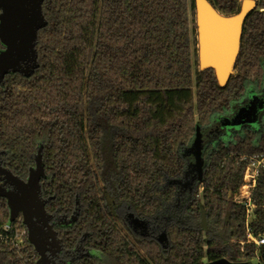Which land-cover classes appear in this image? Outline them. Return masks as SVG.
<instances>
[{"label": "trees", "instance_id": "1", "mask_svg": "<svg viewBox=\"0 0 264 264\" xmlns=\"http://www.w3.org/2000/svg\"><path fill=\"white\" fill-rule=\"evenodd\" d=\"M207 1L233 16L242 0ZM255 1L236 74L221 89L212 71L193 67V0H44L38 69L0 86V163L26 181L42 147L46 212L78 214L73 229L59 230L64 251L82 245L95 253L70 264H264V246H240L246 213L234 203L250 160L264 156V121L259 131L244 129L204 150L202 191L184 213L200 223L205 216L210 229L167 222L163 247L137 238L117 213L119 204L153 221L171 209L178 190L168 183L184 178L183 150L196 129L210 127L249 90L263 92L264 0ZM109 191L115 199L107 207ZM253 203L252 234L264 237V169ZM8 222L0 199V264H37L26 237L16 242L21 222L3 232Z\"/></svg>", "mask_w": 264, "mask_h": 264}, {"label": "water", "instance_id": "2", "mask_svg": "<svg viewBox=\"0 0 264 264\" xmlns=\"http://www.w3.org/2000/svg\"><path fill=\"white\" fill-rule=\"evenodd\" d=\"M44 0H0V86L8 76L20 75L29 79L38 69L36 51L38 33L47 23L43 16ZM195 31L197 41L198 72L212 71L219 88L227 87L235 76V68L241 51L243 27L246 19L257 9L255 0H242L239 11L233 16L218 13L207 0H193ZM249 91L250 103L244 104L234 113L232 119L220 121L223 130L238 133L243 128L260 130V119L264 114V89L262 96ZM203 141L201 129L190 148L184 151V157H193L194 163L187 175L192 174V183H201L204 175ZM42 147L35 157V167L29 172L26 181L15 177L0 163V199L7 203L10 228L20 221L26 231V242L38 256L37 264H51L47 254L61 252V242L50 225L51 216L46 212V201L42 198L41 182L46 180L42 163ZM171 186H182L180 181H170ZM8 187L9 189H6ZM78 220L74 215L69 228ZM132 232L145 229L146 223L140 222L133 214L126 219ZM205 222V216L201 224ZM206 230L204 226L200 227ZM158 243L165 247L167 235L163 234ZM95 255V253H92ZM217 264H228L222 261Z\"/></svg>", "mask_w": 264, "mask_h": 264}, {"label": "rangeland", "instance_id": "3", "mask_svg": "<svg viewBox=\"0 0 264 264\" xmlns=\"http://www.w3.org/2000/svg\"><path fill=\"white\" fill-rule=\"evenodd\" d=\"M191 44H192V61H193V67L195 68V65H197V41H196V31H195V15L194 13L191 14ZM250 91V90H249ZM247 92V94L249 93ZM216 117L213 121L210 127L202 128L201 129V134H202V141H203V147L204 150L208 148V146L214 145L216 143L220 142H229L232 139V136L226 140L218 139L219 137H214L211 135L212 131H215L217 127L221 128V123L216 122ZM251 129V128H248ZM260 129V128H259ZM243 131V130H242ZM241 130L238 132L241 133ZM253 131H259L254 130ZM234 136V135H233ZM190 148V147H189ZM188 149V148H186ZM185 149V150H186ZM184 153V150H183ZM187 162L190 164L194 163V159L191 157L187 158ZM109 190V189H108ZM111 190V189H110ZM196 192L201 194V186L200 184L197 186ZM114 195L109 191L108 198L105 201L106 206H113L114 205ZM188 199V198H187ZM187 199H184V201L177 200V203L171 207V209H166L163 213H161L158 218L154 219L153 223L154 225L152 226V229H154V233L151 235L150 232H147L145 237H142L140 232L134 233L137 238H144L146 240H149L151 242H156L158 243V239L161 237V235L166 234V231H164L166 223L167 222H174L183 226H195V227H201L204 226L206 229H210L211 225L208 224L206 221L202 225L200 222L197 221H192V219L188 218V216L184 213V205ZM116 203H118L116 201ZM117 206H120L118 209V214L123 220L126 221L127 217L131 214L130 211L125 207L117 204ZM152 222V221H151ZM127 223V222H126ZM129 227V226H128ZM131 230V229H130ZM132 231V230H131ZM123 235H125V231L122 232ZM22 237H26V231H22L17 234L16 242L18 245H22ZM131 239V238H130ZM131 242L133 240L131 239ZM159 244V243H158ZM167 246V245H165ZM142 254V252H140ZM258 259H255L250 262V264H258Z\"/></svg>", "mask_w": 264, "mask_h": 264}, {"label": "flooded vegetation", "instance_id": "4", "mask_svg": "<svg viewBox=\"0 0 264 264\" xmlns=\"http://www.w3.org/2000/svg\"><path fill=\"white\" fill-rule=\"evenodd\" d=\"M258 96H262V93H255ZM250 98L251 96H249V93L246 95V97L238 104H236L232 110L228 113H226L223 116H220L216 119V122H220L223 121V119L227 118V119H232L234 117V113L239 110L241 108V106H243L244 104H248L250 103ZM264 121V114L260 119V122L262 123ZM247 129V127L243 128ZM237 133L234 130H223L222 128H219V126L217 127V129L215 131L211 132V135L216 137H219L218 139H222V140H226L228 138H230L231 136L233 137V135H236ZM189 158V157H188ZM191 158V157H190ZM193 158V157H192ZM192 164L187 162V169H186V173L183 179L179 180L180 182L183 183L182 186H176L177 190H178V196H177V200L180 201H184V199L189 198L190 196H192L196 191L197 186L199 185V183L194 182L192 183V177L193 175H187V173L189 172V167ZM0 186H1V182H0ZM6 189H9L8 187H5ZM48 214V213H47ZM49 215V214H48ZM51 216V221H50V225L53 227L54 231L57 233L58 235V239L61 242V252L57 253L55 255H52L50 253L47 254L48 258L51 261V264H70V260L75 258V257H80L81 255H86L88 256H93L92 253L87 252L86 250H84V248L82 247V245H79L76 247V249L72 252H65L64 251V247H63V242L60 238V232L59 230H71L72 228H69V222L71 220V218H67V217H53ZM136 218V217H135ZM189 218V217H188ZM140 222H145L146 223V228L145 229H138L137 232L143 233L141 234L142 237H145L147 232H150L151 235L154 233V229H152V226L154 225L153 221H148V220H141L139 218H137ZM77 223V222H76ZM134 233V232H133ZM67 259V260H66Z\"/></svg>", "mask_w": 264, "mask_h": 264}, {"label": "built area", "instance_id": "5", "mask_svg": "<svg viewBox=\"0 0 264 264\" xmlns=\"http://www.w3.org/2000/svg\"><path fill=\"white\" fill-rule=\"evenodd\" d=\"M264 169V156L260 159H252L245 171L243 177V184L239 189L238 194L234 198V203L245 209V241L240 243L241 247L245 245H254L256 248L264 246V237H254L252 234V223L256 220L255 206L253 203L254 191L257 187L258 179L261 171ZM3 232H8L7 226L3 227ZM0 242H5L2 236H0Z\"/></svg>", "mask_w": 264, "mask_h": 264}]
</instances>
